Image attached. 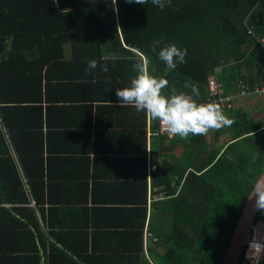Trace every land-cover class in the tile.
Instances as JSON below:
<instances>
[{
	"label": "trees",
	"instance_id": "16d2710c",
	"mask_svg": "<svg viewBox=\"0 0 264 264\" xmlns=\"http://www.w3.org/2000/svg\"><path fill=\"white\" fill-rule=\"evenodd\" d=\"M153 41L157 51L187 49L186 63L169 69ZM145 58L150 75L168 80L164 94L191 96L188 83L201 103L209 74L223 96L261 86L264 0H171L163 10L151 0H0L3 260L30 247V264H219L264 171L262 120L223 110L234 120L229 145L218 144L226 129L211 141L210 132L160 135L157 121L115 95ZM90 59L98 67L86 71ZM151 139L180 154L170 152L148 185Z\"/></svg>",
	"mask_w": 264,
	"mask_h": 264
},
{
	"label": "clouds",
	"instance_id": "9594fccd",
	"mask_svg": "<svg viewBox=\"0 0 264 264\" xmlns=\"http://www.w3.org/2000/svg\"><path fill=\"white\" fill-rule=\"evenodd\" d=\"M126 2L144 5L148 3V0H126ZM151 3L163 10L171 5V0H151ZM159 43V41H153L150 46L151 51L156 53L158 59L164 62L169 69H175L178 63H186L187 49H180L173 43L157 51ZM116 58L115 55L112 57L113 60ZM149 63L150 61L146 58L135 60L133 67L136 75L130 79L127 87L116 89L115 95L121 106H132L137 112H144L148 118L160 124L164 133L172 137L179 136L181 139H187L190 134L192 136L207 135L210 130L230 127L234 123V120L224 114L222 109L226 108H222L220 104L198 102L195 99L199 97L198 89L188 83H185L184 87L191 89V96L184 92L178 93L175 87L164 94L163 90L169 87V82L163 77L156 78L150 75ZM97 67V61L90 59L87 62L86 71ZM101 71H108L107 64L101 66ZM249 97L264 99L263 94L245 98ZM263 121L264 118L262 119L264 129ZM246 195L253 201L254 210L264 213V172L257 173L253 177ZM245 259L250 264H260V261L264 259V225H257L253 228V236L247 241Z\"/></svg>",
	"mask_w": 264,
	"mask_h": 264
},
{
	"label": "crops",
	"instance_id": "0c3cea01",
	"mask_svg": "<svg viewBox=\"0 0 264 264\" xmlns=\"http://www.w3.org/2000/svg\"><path fill=\"white\" fill-rule=\"evenodd\" d=\"M205 87H206V85H205ZM255 98L260 100L258 105L256 106V109H257L256 111L251 112V111H249V110H247L245 108H243V109L247 110L249 113L251 112V114L255 118H258V119L262 120L263 119L262 112H263V109H264V99L261 98V97H255ZM241 100L242 99H237L235 101V104H234V106L232 108H230V109H222V110H232V109L236 110L237 102H239ZM238 108H240V107H238ZM256 112H259L260 115H255ZM224 114L226 116H229L228 118L232 119L231 112H224ZM230 127H225V128L220 129V130H224V129H226V130L220 134V136H219L220 137V141L218 142V144H220V145H224V144L229 145L230 143H232L230 141V134H232V132L230 131L231 130ZM209 132L210 133H209L208 136L212 135V137H213L215 132H216V130H210ZM223 137L228 138V142H223ZM169 140H172V139H169ZM158 141H159V139H154V140L151 139V140H149V144H148V150H147V153H148L147 154L148 185L150 183L151 173H152V171H154L157 168L158 165H160L161 163L162 164L168 163V161H170V154L171 153L174 154V155H179L180 154V150L176 149V148L173 151H169L168 149L167 150H162V148L159 147ZM168 143H169V141L165 142V144H167V145H168ZM165 147H167V146H165ZM11 214H12L11 216H14L18 221H20V222L22 221L20 219L19 215L16 214L15 212H12ZM27 227L29 228V232L33 236V228H32V226L30 225V226H27ZM145 234H146V230H144V236L143 237H145ZM147 244H148V241H145V239H144V242H143V250L144 251H146ZM31 255H32V251H31L30 247H27V248L25 247L24 250L15 251L12 254V258L13 257H18L20 259L22 256H24L26 259H28L29 264H30L31 261H32ZM12 258H7V259L3 260L2 256H1V253H0V264H12Z\"/></svg>",
	"mask_w": 264,
	"mask_h": 264
},
{
	"label": "water",
	"instance_id": "95a60500",
	"mask_svg": "<svg viewBox=\"0 0 264 264\" xmlns=\"http://www.w3.org/2000/svg\"><path fill=\"white\" fill-rule=\"evenodd\" d=\"M257 213L258 211L253 208V201L247 197L219 264H241L243 262L247 241L251 238Z\"/></svg>",
	"mask_w": 264,
	"mask_h": 264
},
{
	"label": "built area",
	"instance_id": "2783aa9c",
	"mask_svg": "<svg viewBox=\"0 0 264 264\" xmlns=\"http://www.w3.org/2000/svg\"><path fill=\"white\" fill-rule=\"evenodd\" d=\"M206 91H207V99L203 103H218L221 105L222 108H232L235 104V101L238 97H248V96H256V94H263L264 97V83L261 86H255L252 90H246V88H242L241 94L239 96H233V94L229 93L228 96H223V88L218 81L215 74H209L206 78ZM263 118H264V112H263ZM264 124V121H263ZM264 127V126H263ZM159 134L162 136H166L168 138H172V136H169L168 134L164 133L161 129V126L159 124Z\"/></svg>",
	"mask_w": 264,
	"mask_h": 264
},
{
	"label": "rangeland",
	"instance_id": "374dc122",
	"mask_svg": "<svg viewBox=\"0 0 264 264\" xmlns=\"http://www.w3.org/2000/svg\"><path fill=\"white\" fill-rule=\"evenodd\" d=\"M237 99H242L241 101L237 102V107H240V108H245L251 112H254L256 111V106L258 105L259 101L257 98L255 97H249V98H245V97H238ZM255 115H260L259 112H256ZM229 117V116H227ZM208 140L211 141L212 140V135L208 136ZM223 142H228V138H225L223 137ZM241 264H250V262L245 259H243V262H241Z\"/></svg>",
	"mask_w": 264,
	"mask_h": 264
}]
</instances>
